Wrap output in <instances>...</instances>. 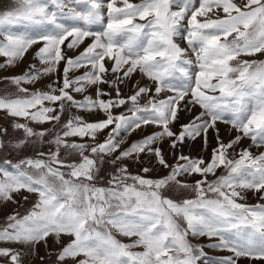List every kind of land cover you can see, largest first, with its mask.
<instances>
[{
  "label": "snow or ice",
  "instance_id": "6c2138e0",
  "mask_svg": "<svg viewBox=\"0 0 264 264\" xmlns=\"http://www.w3.org/2000/svg\"><path fill=\"white\" fill-rule=\"evenodd\" d=\"M14 3V7L0 12V56L7 58L0 70L15 65L34 45H42L35 56L43 67L30 65L22 75L4 78L16 86L17 94L0 96V110L25 120L12 125L23 130L24 139L8 143L16 149L45 142L55 148L47 154L37 152L35 159L28 157L15 164L5 160L0 165V201H11L12 193L21 190L37 196L26 215L6 217L0 242L35 248L40 242L47 246L50 237L57 244H62V235L70 237L57 253V264L69 258L74 264H197L204 253L200 245L189 243L190 234L218 238L211 247L231 253L218 264H264V204L237 202L244 199L246 191L264 200V152L253 155L244 148L238 159L229 157L230 149L243 137L264 147V61L238 60L241 54H264V0H243L239 5L234 0H108L106 25L101 0ZM49 4L55 6L52 11ZM73 4L85 7L77 10ZM219 11L225 18H210ZM137 18L144 23H137ZM94 25H103V30L93 31ZM89 37L92 43L75 57L66 56L62 50L66 41L67 48L74 49ZM176 37L183 38L188 48H182ZM189 50L200 69L194 73L189 68L193 61L182 59ZM62 61V83L53 81L48 91H30L22 86L56 73ZM106 61L112 62L110 68ZM232 61H237L236 66ZM81 68L87 70L70 76ZM137 72L153 82L156 96L152 86L139 83L131 86L130 95L123 96L120 86ZM90 86L96 87L95 98L86 95L77 100L72 95ZM164 91L172 95L157 99ZM217 91L219 95L214 94ZM145 96L147 103L141 105ZM127 105L128 114L114 112ZM189 106H199L202 111L175 130L179 113L191 111ZM66 108L101 112L105 118L88 121L74 116L63 125L62 132L47 141L45 137L51 135L48 129L36 131L29 126V121L58 123ZM218 122L231 124L238 135L225 143ZM149 125L159 130L122 147V133L130 136ZM108 129L106 139L95 143L97 135ZM212 130L216 131L217 144L209 160L175 156V150L187 139L197 137L203 138L206 150ZM7 135V129L0 131V137ZM69 137H87L94 143H69ZM165 139L178 161L175 165L167 162L159 146ZM5 146L0 139V149ZM61 149L77 152L80 161H66ZM144 154L171 171L149 179L129 173L127 164H121L110 175V187L95 185L99 165L106 159L116 166L126 159L139 161ZM219 168L226 169V174L209 182L208 174L215 175ZM150 170L141 171L146 174ZM185 174H199L203 179L190 185L179 179ZM173 183L178 188H192L197 198L176 202L164 197L162 191ZM205 185L215 199L206 196ZM178 219L186 227L182 228ZM113 232L133 239L123 243ZM136 247L143 251L131 250ZM0 264H22L21 252L0 247Z\"/></svg>",
  "mask_w": 264,
  "mask_h": 264
},
{
  "label": "rangeland",
  "instance_id": "374dc122",
  "mask_svg": "<svg viewBox=\"0 0 264 264\" xmlns=\"http://www.w3.org/2000/svg\"><path fill=\"white\" fill-rule=\"evenodd\" d=\"M107 2H108V0H101L102 5H104V13H105L104 25H106V23H107V19H106V11H107L106 10V3ZM130 2L139 3L140 0H130ZM197 2H198V0H197ZM234 2L239 5V4L243 3V0H234ZM14 6H15L14 0H0V12L9 10L10 8H12ZM72 6L75 7L77 10H83L85 7L82 4H73ZM118 6H120V5L118 4ZM54 7H55L54 5L49 4V11H52L54 9ZM174 10H176L175 6H174ZM210 18L211 19L225 18V14L222 11L214 12L213 14H211ZM201 19H203V18H201ZM61 22L66 23V24L71 23L68 20H62ZM136 22L137 23H144V21H140L138 18L136 19ZM183 24H184V27L186 28L187 27V21H184ZM14 30L15 31H22V29H20V28H15ZM92 30L93 31H102L103 25H94ZM233 35H235V34H233ZM0 37L3 38L2 36H0ZM175 39H176V42L182 48H185V49L188 48V44L183 38L176 37ZM228 39L231 40L232 36H230ZM86 40L88 42L92 43V38L89 37V38H86ZM86 40L82 45L89 44ZM222 42H223V38H222ZM40 46H42V45H35L34 46V48H33L34 53H36V49L38 51V48ZM65 46H66V44L64 45L63 51H65ZM85 46H87V45H85ZM197 47H198V45H197ZM77 48H74L71 50V55H72V53L77 52V50H78ZM83 49H82V51H83ZM30 53L31 52H28L27 54L29 55ZM182 59H188V60L193 61L192 65L189 66L190 71L192 73L200 70L199 66L195 62V54L191 50H189L187 52V55L182 57ZM238 60L239 61H248V62H253V61L260 62V61H264V54L257 53L255 55H251V56L241 54L238 57ZM60 64H61V67L59 69L60 74H63L62 62ZM111 64H112L111 61H106V67L110 68ZM231 64H232V66H236L237 61H232ZM83 70H82V68L78 69V70L72 72L71 76L74 77L76 75L78 76L79 74H83V72H82ZM85 71H86V69H85ZM52 75H54V74H52ZM176 76L179 77L178 72L176 73ZM109 78H111L110 74H109ZM173 82L179 83V80H174ZM213 82H215V80H213ZM137 83H139L143 87L152 86L153 87V96H156V94L154 92L153 82L151 80H149L147 77H143L142 74L139 72L135 73L133 78L130 81H128L126 84L120 86L122 94L125 97L130 95L131 94V86L133 84H137ZM101 87H103L105 89V91H109L107 85H102ZM85 90H91V93H95L96 87L95 86L86 87ZM209 94L212 95L213 93H209ZM214 94L219 95V92L217 91ZM170 95H172L171 92L164 91L161 94H159V96L156 98L157 99H164ZM147 100H148L147 96L143 97L140 100V104L145 105L147 103ZM127 107H130V105L121 106L120 109L122 112L127 113ZM189 107L192 108V106H189ZM200 111H202V109H200L199 106L192 108L191 111H187V110L181 111L179 113V121L175 124L174 129L178 130L179 129L178 123H188L189 121L192 120L193 116L199 114ZM66 116H67V113H64V115L62 116V119L58 123H54L52 125L46 126L45 128L43 126H35V125L30 124V123H29V126L32 127L36 131L48 129L51 132V135L45 137V140L46 141L51 140L56 135V133L62 132L63 125L66 123V122H64V119ZM12 122H14V121H12ZM12 122L6 114H0V131H2L3 129H7V132H8L7 136L0 137V139H2L6 145L4 148L0 149V156H2L3 158H8V160L17 159V158L25 159L28 157L35 159L36 156L35 157H33V156L36 155L37 152L42 151V152L47 154L50 150H54L55 146L50 145L47 142L42 143V144L41 143H36V144L29 143L27 146H25L21 149H16V148L11 147V145L8 143V141L14 142L16 140L24 139L23 130L22 129H13V127H12L13 123ZM15 122L16 123H24L25 120L21 119V120L15 121ZM217 127L219 128L220 137L225 143H227L230 139H232L236 135H238V133L234 129H232L231 124L224 123V122H218ZM158 130L159 129L156 126L149 125V126H146V127H143L141 129L137 130L136 133L144 134V133L148 132V134H150V133H152L154 131H158ZM106 131L109 132L110 129H108ZM99 134H102V133H99ZM126 137L127 136L122 133L121 136L119 137V139L124 140V138H126ZM87 140L88 141L82 140V142L83 143L87 142L89 144L92 143L89 140V138ZM68 142L71 143L73 141L71 139H68ZM126 142L127 141H125V143ZM129 142L132 143L133 142L132 139ZM240 142H242L243 145L240 149H238ZM240 142L236 146H234L232 149H230V151H229V154H230L229 157L230 158L238 159L239 158L238 155L240 153V150L244 149V148L249 149V151H251L253 153V155H258L260 152H264V147H259L256 144H253L250 137H243L240 140ZM169 144H170V142L167 139H165L159 146L162 147L163 154H164V157L167 160V162L171 165H175L176 163H178V161L175 159V157L173 155V149L170 148ZM216 144H217L216 131L212 130L209 133L208 144H207L206 150H205V144H204L203 138L197 137L194 140L193 139H187L185 143H183L179 148H177L175 150V156H179V155L183 154L185 156H189L192 158L203 157L205 160H209L208 158H211V151L214 147H216ZM85 154H88V153H85ZM60 155L63 159H65L68 162L75 161L78 163L80 161V156L77 152L69 153V150L61 149ZM7 156H9V157H7ZM11 157H14V158H11ZM143 159H144V161L148 160V168L151 169L146 174L141 171L144 168L143 163H142ZM134 162H135L134 166L129 164L130 166L128 167V172L133 174V175H142V176H145L146 178H149V179H157V178L164 177V176H166V172H167L166 170L171 169V168L161 167L156 162L155 158L150 156V155H143V157L142 156L140 157L139 161L134 159ZM179 162H183V161H179ZM125 163H126V161L124 160V161L118 163L116 166H113L106 159V162L104 164L99 165L100 171L96 177V180L94 181L95 185L97 187H104V188L110 187V185L108 184V180L110 178V175L115 172V167L121 166V164H125ZM62 171H63V169H62ZM225 174H226V169L219 168L216 170L215 175L208 174L207 180L209 182H213L217 179V177L225 175ZM179 179L182 182L188 183L190 185H194L197 180H201V179H203V177H201L199 174H194L191 176L185 174V175L179 177ZM128 183L131 184L132 181L129 180ZM205 194L208 198H211V199L216 198L213 193L207 191L206 185H205ZM162 195L164 197L172 199L173 201H176V202H182L184 200L197 198V193L192 188H188V189L178 188L174 183L169 185L166 189H164L162 191ZM12 196H13V199H16V200L11 201L12 208H10L11 211H9V212H8V209H6V207H5V202L0 201L2 206H4L2 209V215L0 216V228H1L2 224L7 222L6 217L8 215L19 214V216H21V215L27 214L29 212V210L32 209V207L34 205L33 203L37 200L36 194H30L24 190H21L19 193H12ZM25 196L28 197L27 200L24 199ZM17 197H19V198H17ZM237 202L238 203H244L247 205L264 204V200H261L253 191L244 192V199H238ZM5 210H7V211H5ZM178 223L181 225L182 228L186 227V223L182 219H178ZM53 239H54V242H53ZM63 239L65 241H68L70 239V237H64ZM217 239H218L217 237H208V236H195V237H193L190 234L187 236V240L189 241L190 244H192L194 246L200 245L203 249L204 255L197 262V264H218V262L221 259H223L226 256L231 255V253L228 252L227 250L211 247L212 244L216 243ZM40 243L45 245L44 242H40ZM47 243H48L49 249L54 248L55 247L54 245L57 244L55 242V238H53V237L48 238ZM53 243H55V244H53ZM62 244H63V242H62ZM15 245L20 246L21 244H11V246H15ZM22 246L23 245H21V247ZM24 247H25V245H24ZM30 248H32V247L30 246ZM135 249H142V251H143L142 247H136ZM37 250L38 251H35V253L32 256L34 258V261H35L34 263L37 262L36 258L38 255H40L39 256V260L41 262L40 264H46V262H50L48 264L56 263L57 253L47 252L46 249H44V253H43V247L41 244H37ZM197 254H199V253H197ZM25 256H27V255H25ZM69 261L70 262H68V263L74 264V262L71 259H69ZM34 263H32V259L30 260V262H28V264H34ZM241 264H247V261H241Z\"/></svg>",
  "mask_w": 264,
  "mask_h": 264
},
{
  "label": "crops",
  "instance_id": "0c3cea01",
  "mask_svg": "<svg viewBox=\"0 0 264 264\" xmlns=\"http://www.w3.org/2000/svg\"><path fill=\"white\" fill-rule=\"evenodd\" d=\"M0 40H3V38H1L0 37ZM87 41V40H86ZM88 42V41H87ZM89 44H91L90 42H88ZM66 46H65V51H64V53L66 54V56H70V57H73L74 55L75 56H77V55H79V53L80 52H82V49L83 48H85V47H87V46H85V45H88V44H84V45H80L77 49V52H74V53H72V55H71V50L72 49H68L67 48V41H66ZM35 46V45H34ZM34 46H32L29 50H28V52H31L29 55L26 53L25 55H24V57L21 59V60H19L15 65H13V66H10V67H8V68H6V69H2V70H0V96H4L5 94H9V95H16L17 94V88H16V86L15 85H13V84H11L10 83V81H8V80H6V79H4L5 77H14V76H18V75H22L26 70H28L29 69V66L30 65H35L36 66V68H41V67H43V65L41 64V62H40V60L38 59V58H36V56H35V53H34ZM85 46V47H84ZM38 47V46H37ZM62 50H64V45H62ZM70 51V52H69ZM36 52H37V49H36ZM74 56V57H75ZM7 58L6 57H3V56H0V64H3L4 62H5V60H6ZM62 65H63V68H64V62L62 61ZM60 67H61V64L58 66V73L56 72V73H52V74H54V75H49V76H45V77H42L40 80H38L37 82H35V83H32V84H24V85H22L23 87H26V88H28L30 91H35V90H37V89H39V90H41V91H48L49 89H48V85L50 84V83H52L53 81H57V80H59V82H61L62 83V79H63V74H60ZM84 68H82V70H83ZM87 70V69H86ZM85 71V69L82 71V72H84ZM60 74V75H59ZM79 75H82V74H79ZM70 76H71V74H70ZM77 76V75H76ZM58 94V93H57ZM72 95L77 99V100H80V99H83V97L84 96H86V95H90V96H92L93 98H95V95H96V92L95 93H91V90H85L83 93H72ZM115 95H116V93H115V91H113V90H111V96L112 97H115ZM124 96V95H123ZM104 99H108V97L107 96H105V97H103ZM45 104L46 105H48V102H45ZM114 112L116 113V114H119V113H121L122 111H121V109L120 108H117V109H114ZM64 113H67V116L65 117V119H64V122H67L69 119H71L72 117H74V116H82V117H84L86 120H88V121H95V120H100V119H104L105 117H104V114L103 113H101V112H92V113H89V112H86V111H84V110H81V109H77V108H72V109H65V111L62 113V116L64 115ZM0 114H6L9 118H10V120H11V122L12 121H17V120H24V118H14V117H11V116H9L5 111H3V110H0ZM127 114V113H126ZM10 122V121H9ZM14 122H12V123H14ZM28 123H30V124H32V125H35V126H43L44 128L46 127V126H49V125H52V124H54L53 122H46V123H44V124H37V123H35V122H31V121H29ZM179 124L180 123H178V127H179ZM143 128V127H142ZM148 134V132H146V133H144V134H141V133H136V131L134 132V133H132L130 136H127L126 138H124V140L125 141H127L122 147H128L130 144H131V142H129L131 139H132V141H135V140H138V139H141L143 136H145V135H147ZM108 136V131H104V132H102V134H98L97 135V137H96V141H95V143H99V142H103L105 139H106V137ZM67 139H71L72 141H75V142H77V143H83L82 142V140H86V141H88L87 139V137H85L84 139L83 138H80V137H69V138H67ZM92 143H94L91 139H89ZM242 147V145L241 144H239V147H238V149H240ZM144 155H148V154H144ZM230 155V154H229ZM239 156V155H238ZM7 157H9V156H7ZM142 157H143V155H142ZM11 158H14V157H11ZM208 159H210V158H208ZM5 160H7V161H11L13 164H15V163H18L20 160H22V158H17V159H10V160H8V158H3L2 156H0V165H3V162L5 161ZM126 161V163L125 164H127V166L129 167L130 165L129 164H131V165H133L134 166V159H126L125 160ZM143 166H144V168H148V160H146V161H144V159H143ZM132 166V167H133ZM9 170L10 171H14V169H12L11 167H9ZM167 172H166V175L171 171V169H167L166 170ZM17 198H19V197H17ZM14 200H16V199H13V200H11V201H14ZM11 201H8V202H6L5 203V207H6V209H8V212L9 211H11L10 210V208H12V203H11ZM36 203V201L33 203V204H35ZM3 207L4 206H2V204L0 203V216L2 215V209H3ZM5 211H7V210H5ZM7 212V213H8ZM4 214V213H3ZM26 215V214H25ZM22 216H24V215H21L20 217H22ZM6 225V223H4V224H2L1 225V228L2 227H4ZM113 235L118 239V240H120L121 242H123V243H130L131 242V240L133 239V238H129V237H124V236H120L118 233H116V232H113ZM64 237H67V236H63L62 235V237H61V240H62V242H63V244H67L68 242H69V240L68 241H65L63 238ZM54 238V237H53ZM53 242H54V239H53ZM38 244H41L42 245V247H43V253H44V249H46L47 250V252H54V253H58L59 252V250L61 249V247L63 246V244L61 245V244H55V243H53V244H55L54 246V248H51V249H49V246H48V243H47V246L46 245H43L42 243H38ZM22 245V244H21ZM21 245L20 246H11V244L10 243H4V242H0V247H11V248H14V249H16L17 251H19V252H21V254H22V264H28V262H30V260L32 259V263H34L35 261H34V258L32 257L33 256V254L35 253V251H38L37 250V244L35 245V248H30V246H25L24 247V245L21 247ZM131 250H133V251H142V249H131ZM32 254V255H31ZM25 255H27V256H25ZM39 256L40 255H38L37 256V258H36V260H37V262L36 263H34V264H40L41 262H40V260H39ZM81 259H82V257H80ZM70 259V258H69ZM69 259H67L65 262H64V264H70V263H68V262H70L69 261ZM48 263H50V262H46V264H48ZM52 264H57V255H56V263H52Z\"/></svg>",
  "mask_w": 264,
  "mask_h": 264
},
{
  "label": "bare ground",
  "instance_id": "6f19581e",
  "mask_svg": "<svg viewBox=\"0 0 264 264\" xmlns=\"http://www.w3.org/2000/svg\"><path fill=\"white\" fill-rule=\"evenodd\" d=\"M240 144L243 145L242 142H240ZM12 197H13V196H12Z\"/></svg>",
  "mask_w": 264,
  "mask_h": 264
}]
</instances>
